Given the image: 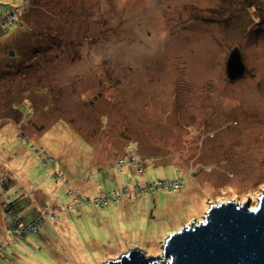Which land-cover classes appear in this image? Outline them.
Returning a JSON list of instances; mask_svg holds the SVG:
<instances>
[{
    "label": "rangeland",
    "instance_id": "rangeland-1",
    "mask_svg": "<svg viewBox=\"0 0 264 264\" xmlns=\"http://www.w3.org/2000/svg\"><path fill=\"white\" fill-rule=\"evenodd\" d=\"M0 20V264L157 257L213 203L256 206L264 0H0ZM233 47L246 70L229 80ZM7 210L38 229L11 237Z\"/></svg>",
    "mask_w": 264,
    "mask_h": 264
},
{
    "label": "water",
    "instance_id": "water-1",
    "mask_svg": "<svg viewBox=\"0 0 264 264\" xmlns=\"http://www.w3.org/2000/svg\"><path fill=\"white\" fill-rule=\"evenodd\" d=\"M226 62L229 80L245 73L238 47L231 49ZM249 200L213 203L202 219L169 234L157 257L134 246L100 264H264V191L255 207Z\"/></svg>",
    "mask_w": 264,
    "mask_h": 264
},
{
    "label": "built area",
    "instance_id": "built-area-1",
    "mask_svg": "<svg viewBox=\"0 0 264 264\" xmlns=\"http://www.w3.org/2000/svg\"><path fill=\"white\" fill-rule=\"evenodd\" d=\"M12 14V13H11ZM6 17V16H4ZM11 23L14 22L16 16H11ZM3 20H0V22ZM54 160H52L51 163H53ZM121 162H123V160H121ZM134 164H136V161L134 160ZM122 165V163L120 164V166ZM138 167L141 168V166L138 165ZM181 178L178 179H174V180H166V179H157L154 183L146 180L143 186H148L151 188H162V189H172V190H177L179 186H181ZM148 181V182H147ZM152 183V184H150ZM119 197H118V192L117 191H111V193H108L107 195H100L94 198H85L82 196H75L73 201L70 202V204L67 205V207H64V210H78V208L82 205L85 204H89V203H93L94 205H99V206H106L107 204L111 203V202H119L118 201ZM9 210H7L6 212V217H7V221H8V225H9V232L11 237L14 236L15 239H21L23 237V235H25L26 233L29 232H34L38 229V224L36 223V221L32 222V223H24L21 222L17 219V217L12 216L11 213H8ZM45 218H51V219H55L56 216L53 214H49L48 209H46L44 211L43 214V219ZM40 220V221H42ZM11 221H13V223H11ZM11 223V224H10ZM7 247H4V250H6Z\"/></svg>",
    "mask_w": 264,
    "mask_h": 264
},
{
    "label": "crops",
    "instance_id": "crops-1",
    "mask_svg": "<svg viewBox=\"0 0 264 264\" xmlns=\"http://www.w3.org/2000/svg\"><path fill=\"white\" fill-rule=\"evenodd\" d=\"M0 167L6 168V167H5L4 165H2V164H0ZM9 169H10V168H9ZM9 169H8V170H9ZM2 173H4V172H1V171H0V174H2ZM129 198H131V196H130ZM122 200H123V198H122ZM119 202H121V200H119ZM119 202H117L116 204H118ZM125 205H126V203H125ZM2 229H4L3 226H2ZM77 251H79V250H75L74 252L72 251V252H71L72 255H70V257H73V255H76L75 253H78ZM83 257H84V256L81 255L79 259H78V258H77V259H74L75 261H73V262H76V260H79V261L81 260V261H82V260H83V259H82ZM73 258H74V257H73ZM77 263H79V262H76V264H77ZM74 264H75V263H74ZM79 264H83V263L81 262V263H79ZM93 264H95V263H93Z\"/></svg>",
    "mask_w": 264,
    "mask_h": 264
},
{
    "label": "trees",
    "instance_id": "trees-1",
    "mask_svg": "<svg viewBox=\"0 0 264 264\" xmlns=\"http://www.w3.org/2000/svg\"><path fill=\"white\" fill-rule=\"evenodd\" d=\"M249 6H252V4H250V2L248 3V7H249ZM15 202H16V201H14L13 203H15ZM11 204H12V202H11ZM12 205H13V204H12ZM55 219H56V218H55ZM55 219H54V220H55ZM48 220H49V219H48ZM71 259H72L73 261H75L73 257H71ZM104 259H105V258L100 259V260H98V261L101 262V261H103ZM98 261H97V262H98ZM74 263L76 264V262H73V264H74ZM94 263H96V261H95Z\"/></svg>",
    "mask_w": 264,
    "mask_h": 264
}]
</instances>
